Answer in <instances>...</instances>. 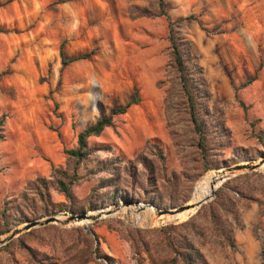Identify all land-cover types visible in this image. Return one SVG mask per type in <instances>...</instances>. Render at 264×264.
I'll return each instance as SVG.
<instances>
[{
  "label": "rangeland",
  "instance_id": "374dc122",
  "mask_svg": "<svg viewBox=\"0 0 264 264\" xmlns=\"http://www.w3.org/2000/svg\"><path fill=\"white\" fill-rule=\"evenodd\" d=\"M162 10L165 14L159 15ZM107 19L113 20L110 26ZM170 37L190 44L209 92L208 108L228 129L232 146L250 149V159L260 158L252 157L258 145L251 132L264 129V0H0V71H5L0 78V113L5 114L0 204L18 197L29 181L49 179L52 168L65 167V150L76 146L78 133L133 96L137 104L114 116L112 127L87 139L97 151L78 172L84 174L116 156L123 165L140 154L158 168L148 146L155 142L164 155V168L156 170L160 191H152V197L158 201L163 195L168 202L160 192L172 176L178 181L177 193L169 198L175 205L166 208L188 201L198 180L216 169L203 172L188 119L178 109L175 75L168 67ZM60 47L66 59H76L62 64ZM230 150L219 158L229 157ZM137 168L141 170L140 163ZM106 177L99 172L75 183L74 204L83 205ZM126 185L117 202L97 209L124 200L165 209L139 199L140 190ZM107 190L99 188L91 199ZM51 197L64 201L53 190ZM234 199L238 220L229 224L233 245L210 239L200 251L209 264H264V191H255L253 200L236 193ZM251 206L257 211L251 212ZM188 218H157L139 225L118 213L89 223L49 224L23 241L54 264H81L85 241L74 231L80 228L97 236L88 244L89 260L83 264H108L103 255L111 264H162L165 251L133 249L121 226L152 230ZM0 264H29L28 252L11 243L0 251Z\"/></svg>",
  "mask_w": 264,
  "mask_h": 264
},
{
  "label": "trees",
  "instance_id": "16d2710c",
  "mask_svg": "<svg viewBox=\"0 0 264 264\" xmlns=\"http://www.w3.org/2000/svg\"><path fill=\"white\" fill-rule=\"evenodd\" d=\"M163 14H165L164 10L159 15ZM59 53L62 64H67L76 59H66L62 47H60ZM168 55V67L175 75L179 94L178 109L188 119L193 135V146L202 157L203 172L230 165L236 161L250 159L251 150L232 146L228 129L209 110V92L203 78V71L192 55L190 44L186 41L176 43L170 37ZM4 73L5 71H0V78ZM138 101V98L133 96L124 106L114 108L111 115H101L94 123L78 133L76 146L65 150V167L52 168L49 179L37 177L26 184L18 197L4 200L0 204V233L12 226L39 217L59 212H86L97 209L106 203L117 202L118 198L122 197L120 196L121 189L125 190L123 185L126 183L128 186L140 190L141 197L139 199L150 201L158 207L174 206L175 204L169 198L174 197L177 193L178 181L173 180L172 176L164 182L160 192L168 197V202H163V195L157 201L151 194L154 190L160 191L156 185V170L162 172L164 168L162 166L164 155L155 142L150 141L148 146L160 163L158 168L148 156L140 154L134 160L127 159L123 165H121L123 163L122 158L116 156L100 161L96 168L84 174L78 172L79 167L97 151L96 148L88 145L87 139L91 136L100 135L106 127H112L113 117L124 114L131 105L137 104ZM4 119L5 114L0 113V140L3 139ZM251 133L258 145L252 150L254 151L252 157H264V129L259 128ZM227 148H231L230 156L219 158ZM138 163L141 164L140 171L137 168ZM99 172H106L108 177L102 178L101 185L92 189L90 197L85 200L83 205L74 204L75 197L72 186L82 178ZM163 178L164 174L162 173ZM247 179L250 180L247 181ZM99 188L109 190L103 192L105 193L104 196L92 200L91 197L98 195L97 190ZM259 189L264 191V174L258 172L244 173L224 182L222 186L217 188L215 197L203 204L185 221L152 230L121 226L122 234L129 239L133 249L139 247L147 253L152 249L165 251L166 257L162 264H209L200 251V245L205 244L210 239L233 245L229 224L231 221L238 220L234 195L236 193L241 198L253 200L254 192ZM52 190L63 195L64 201L54 202L51 197ZM147 192H150L149 195ZM126 197L132 199V196L126 195ZM47 228L49 227L31 230L20 235L12 242L2 246L0 251L10 247L11 243H16L20 249L28 252L29 264H54L50 256L38 252L23 241L24 236L32 235L36 231ZM74 231L81 232V234L78 233V236L81 235L85 241L86 248L82 250V255H85V260L81 262L83 264L89 260L91 250H89L88 244L92 243L91 240L97 236L92 232L90 234L82 233L80 228H76ZM151 234H156V237L146 238L147 235L150 236ZM103 257L108 260V264H111V258L105 255Z\"/></svg>",
  "mask_w": 264,
  "mask_h": 264
},
{
  "label": "water",
  "instance_id": "95a60500",
  "mask_svg": "<svg viewBox=\"0 0 264 264\" xmlns=\"http://www.w3.org/2000/svg\"><path fill=\"white\" fill-rule=\"evenodd\" d=\"M263 164H264V157H260L258 159H250V160L226 165L219 169H216V171H218L219 180H226V179L229 180L230 178L236 177L240 174L257 171L260 169V167ZM215 192L216 190L213 191L211 197L207 198L205 201L200 203L198 205V208L201 207L204 203L214 198ZM129 205L140 206L142 208H146V207L151 208L153 210V213H155V217L153 219L155 221L158 219H161V218H158L161 215H174V214H178L180 212H183L193 207V205L187 204V201H186L185 203L179 206L173 207V208L158 209V208H155L152 204L145 205L137 201L124 200V201H121L120 203L113 204L108 207L93 210L92 211L93 214H88L89 212H79V213H70L65 216H56V215L45 216L43 218L25 221L13 227L12 229L0 234V247L3 245H6L13 239L19 237L21 234L28 232L35 228L43 227L49 224H58L60 226H67L70 224H80V223H83L84 221H87V223L94 222L98 219L116 215L119 213L122 207H126Z\"/></svg>",
  "mask_w": 264,
  "mask_h": 264
},
{
  "label": "bare ground",
  "instance_id": "6f19581e",
  "mask_svg": "<svg viewBox=\"0 0 264 264\" xmlns=\"http://www.w3.org/2000/svg\"><path fill=\"white\" fill-rule=\"evenodd\" d=\"M261 171H264V164L260 167ZM226 180H219L218 171L211 170L207 174L203 175L197 182L191 197L188 199L187 204L193 205L192 208L174 215H161L158 218H164L166 220H184L192 215L197 209L198 205L212 196V193L216 188L222 185ZM88 214H93L92 212ZM119 214L123 215L126 220L134 222L139 225H148L155 221L153 216V210L151 208H142L140 206L129 205L122 207ZM80 223V222H79ZM83 223H87L84 221Z\"/></svg>",
  "mask_w": 264,
  "mask_h": 264
},
{
  "label": "crops",
  "instance_id": "0c3cea01",
  "mask_svg": "<svg viewBox=\"0 0 264 264\" xmlns=\"http://www.w3.org/2000/svg\"><path fill=\"white\" fill-rule=\"evenodd\" d=\"M112 22H113V20H111V19H107V21H106V23H108L109 26L112 24ZM108 24H107V25H108ZM249 208H250V211H251V212H256V211H257L256 206H251V207H249Z\"/></svg>",
  "mask_w": 264,
  "mask_h": 264
}]
</instances>
